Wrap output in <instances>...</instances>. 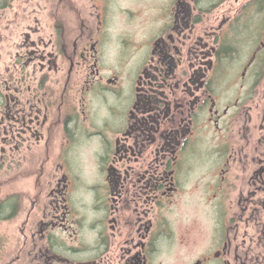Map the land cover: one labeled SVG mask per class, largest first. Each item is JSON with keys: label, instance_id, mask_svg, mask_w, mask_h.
Wrapping results in <instances>:
<instances>
[{"label": "flooded vegetation", "instance_id": "flooded-vegetation-1", "mask_svg": "<svg viewBox=\"0 0 264 264\" xmlns=\"http://www.w3.org/2000/svg\"><path fill=\"white\" fill-rule=\"evenodd\" d=\"M51 1L0 0V264H264V0Z\"/></svg>", "mask_w": 264, "mask_h": 264}, {"label": "rangeland", "instance_id": "rangeland-1", "mask_svg": "<svg viewBox=\"0 0 264 264\" xmlns=\"http://www.w3.org/2000/svg\"><path fill=\"white\" fill-rule=\"evenodd\" d=\"M51 0H45V2H50ZM131 1V0H130ZM52 2V1H51ZM76 2H79L78 0H76Z\"/></svg>", "mask_w": 264, "mask_h": 264}]
</instances>
